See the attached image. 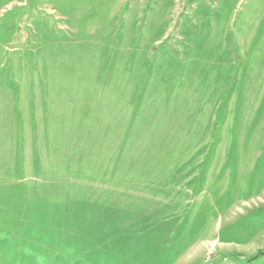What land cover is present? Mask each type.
I'll return each instance as SVG.
<instances>
[{"label": "rangeland", "instance_id": "1", "mask_svg": "<svg viewBox=\"0 0 264 264\" xmlns=\"http://www.w3.org/2000/svg\"><path fill=\"white\" fill-rule=\"evenodd\" d=\"M264 0H0V264H264Z\"/></svg>", "mask_w": 264, "mask_h": 264}, {"label": "trees", "instance_id": "2", "mask_svg": "<svg viewBox=\"0 0 264 264\" xmlns=\"http://www.w3.org/2000/svg\"><path fill=\"white\" fill-rule=\"evenodd\" d=\"M262 253H264V251H262Z\"/></svg>", "mask_w": 264, "mask_h": 264}]
</instances>
